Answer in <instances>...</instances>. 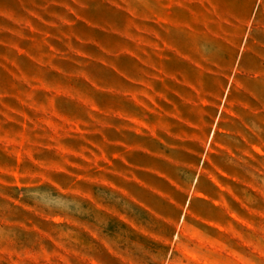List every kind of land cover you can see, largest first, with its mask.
<instances>
[{"label":"rangeland","instance_id":"rangeland-1","mask_svg":"<svg viewBox=\"0 0 264 264\" xmlns=\"http://www.w3.org/2000/svg\"><path fill=\"white\" fill-rule=\"evenodd\" d=\"M0 264H264V0H0Z\"/></svg>","mask_w":264,"mask_h":264}]
</instances>
